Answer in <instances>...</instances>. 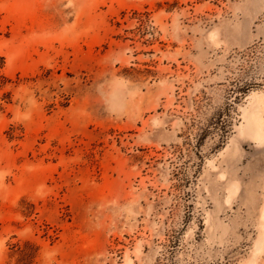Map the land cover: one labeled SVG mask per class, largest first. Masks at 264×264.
<instances>
[{"label": "rangeland", "instance_id": "rangeland-1", "mask_svg": "<svg viewBox=\"0 0 264 264\" xmlns=\"http://www.w3.org/2000/svg\"><path fill=\"white\" fill-rule=\"evenodd\" d=\"M254 92L264 0H0V264H264Z\"/></svg>", "mask_w": 264, "mask_h": 264}, {"label": "bare ground", "instance_id": "bare-ground-1", "mask_svg": "<svg viewBox=\"0 0 264 264\" xmlns=\"http://www.w3.org/2000/svg\"><path fill=\"white\" fill-rule=\"evenodd\" d=\"M251 98L250 105L244 109V118L246 123L252 129L255 138L261 140L264 137V118L262 116V113L264 112V94L254 92ZM234 189H236V187ZM258 245L259 244L257 243L256 246Z\"/></svg>", "mask_w": 264, "mask_h": 264}]
</instances>
